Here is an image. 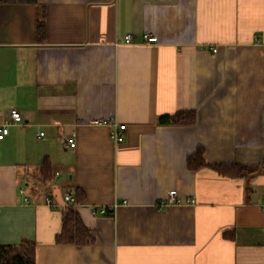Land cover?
Wrapping results in <instances>:
<instances>
[{"label":"crops","instance_id":"obj_1","mask_svg":"<svg viewBox=\"0 0 264 264\" xmlns=\"http://www.w3.org/2000/svg\"><path fill=\"white\" fill-rule=\"evenodd\" d=\"M12 109L23 119L0 141V245L34 242L36 264H264V0L2 7L0 123ZM184 110L195 125L168 124ZM95 119L124 125L122 141ZM198 147L209 165L261 170L188 171ZM77 190L95 242L59 246ZM170 193L179 204H164Z\"/></svg>","mask_w":264,"mask_h":264},{"label":"trees","instance_id":"obj_2","mask_svg":"<svg viewBox=\"0 0 264 264\" xmlns=\"http://www.w3.org/2000/svg\"><path fill=\"white\" fill-rule=\"evenodd\" d=\"M39 0H0L2 7H25L34 6ZM37 38L40 43L46 40L45 16L42 13L37 22ZM197 115L194 110L179 111L173 116L167 117V122L172 126H192L195 125ZM205 150L198 147L196 151L187 156L185 167L188 171L198 172L209 168L221 177L231 179H243L260 172V166H245L238 164H218L209 165L204 160ZM41 182L48 183L53 180V168L48 158L40 164ZM71 196V195H70ZM75 203L68 205L63 210L61 233L55 238V243L59 246H90L95 240L91 231L84 225L77 206L84 201V194L76 191L74 195ZM225 237H231L225 233ZM36 249L34 242L23 240L18 245H0V264H36Z\"/></svg>","mask_w":264,"mask_h":264},{"label":"built area","instance_id":"obj_3","mask_svg":"<svg viewBox=\"0 0 264 264\" xmlns=\"http://www.w3.org/2000/svg\"><path fill=\"white\" fill-rule=\"evenodd\" d=\"M126 44H132V36L128 35L125 38ZM144 42L146 44H154L158 43L157 37L149 36V35H144ZM213 53H217V50H214ZM23 119V115L21 112H19L17 109H12L8 112L7 114V120L3 123H0V141H4L7 136L10 134V127L16 123L21 122ZM114 119H95L90 121V125L94 126H113L114 131H113V138L116 142H121L123 139V131L126 130V127L124 125H119L116 120ZM43 136V134H41ZM75 135L72 136V139L70 141V147L75 148L76 144L74 141ZM65 202L68 205H73L75 203V200L72 196L66 195L65 196ZM190 203H193L194 200L190 199ZM50 204L51 201H48ZM180 201L176 198L175 193H170L168 195L167 200L164 202L165 205H176L179 204ZM264 210V209H263ZM102 215H106L107 211L106 209H102L100 212Z\"/></svg>","mask_w":264,"mask_h":264}]
</instances>
